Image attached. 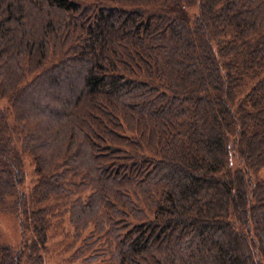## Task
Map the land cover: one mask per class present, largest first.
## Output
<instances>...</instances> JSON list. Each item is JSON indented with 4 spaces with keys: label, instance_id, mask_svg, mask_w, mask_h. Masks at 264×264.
Wrapping results in <instances>:
<instances>
[{
    "label": "trees",
    "instance_id": "trees-1",
    "mask_svg": "<svg viewBox=\"0 0 264 264\" xmlns=\"http://www.w3.org/2000/svg\"><path fill=\"white\" fill-rule=\"evenodd\" d=\"M176 2L0 0V264L67 216L80 264H264V0Z\"/></svg>",
    "mask_w": 264,
    "mask_h": 264
},
{
    "label": "rangeland",
    "instance_id": "rangeland-1",
    "mask_svg": "<svg viewBox=\"0 0 264 264\" xmlns=\"http://www.w3.org/2000/svg\"><path fill=\"white\" fill-rule=\"evenodd\" d=\"M167 11L190 22L196 15L198 8L196 6H185L180 0H177V2L171 5ZM5 105V99L0 98V112ZM21 158L23 181L18 185L17 189L28 194L38 178L35 171L36 165L29 152H22ZM253 176L264 177V167L253 172ZM19 212V208L13 203L12 205L11 203L0 205V244L10 245L12 248H17L19 246L22 237L21 222L24 218ZM67 217L58 227L51 226L49 228L47 232L48 239L46 251L43 250L42 255V264H80V258L75 259L73 253L77 248L81 247L80 241H84L88 237L87 233L91 231V228L89 227L82 231V235L76 239L74 228L69 223ZM235 228L238 232H246L243 225H237ZM90 244H92L91 241ZM98 246V244H95V246L92 247L98 249ZM105 259H108V257ZM98 261L101 263L103 262V259L99 258ZM97 263L98 262L95 264Z\"/></svg>",
    "mask_w": 264,
    "mask_h": 264
}]
</instances>
